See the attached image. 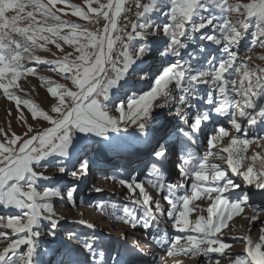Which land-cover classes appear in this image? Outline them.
<instances>
[{
  "label": "snow or ice",
  "instance_id": "1",
  "mask_svg": "<svg viewBox=\"0 0 264 264\" xmlns=\"http://www.w3.org/2000/svg\"><path fill=\"white\" fill-rule=\"evenodd\" d=\"M83 2L0 0V90L26 125L22 134L0 129V264H145L149 253L139 238L127 242L126 229L116 241L123 250L111 255L95 235L72 230L62 248L42 247L65 220L52 201L75 207L92 153L101 152L143 164V178L134 169L121 174L127 203L111 215L142 229L167 257L264 264V207L251 205L247 217L249 225L260 221L258 238L232 237L244 254L226 251L232 245L222 233L250 199L264 198V151L248 155L252 145L264 148V65L240 55L248 37L246 51L264 48V0ZM69 10L86 23L65 19ZM35 65L54 66L70 81L40 77L55 98L48 111L18 94L21 79L38 74ZM22 105L47 124L34 129ZM65 176L72 179L63 190L48 186ZM202 197L206 208L194 205ZM68 223L96 228L83 219Z\"/></svg>",
  "mask_w": 264,
  "mask_h": 264
},
{
  "label": "rangeland",
  "instance_id": "2",
  "mask_svg": "<svg viewBox=\"0 0 264 264\" xmlns=\"http://www.w3.org/2000/svg\"><path fill=\"white\" fill-rule=\"evenodd\" d=\"M70 2L77 3L83 7H86L83 0H70ZM243 2H246V0H243ZM64 18L71 19L74 22L86 23L84 21H81L77 17H71L70 10H69V16H66ZM250 40L251 37H248L245 39V41H242L240 55L251 56L252 60L250 61V63L252 64L264 65V60L259 59L260 56H264V48H260L257 46V47H252L251 51H246V49L249 47ZM49 47H52L53 50L55 51L54 46L49 45ZM65 47L67 48L68 46ZM38 54L48 59H56V57H53L51 56L50 53L44 51H41ZM29 66H32V64H30ZM35 66L37 68L38 74L34 76H29L27 78H22L20 83L23 91L18 92V94L21 95L23 99L32 100L34 103L39 105L42 110L48 111L50 106L55 102V98L51 97L50 93L47 91V81L42 80L40 77H46L48 78V80L59 83L70 84V81L63 80V78L60 75H58L55 71H52L51 69L54 66H49V65H35ZM21 110L24 112L25 117L28 120L29 124L33 125L34 129H39L43 125L47 124V122H43L42 125L40 121L38 120L34 121L31 118L30 112H28L25 106L22 105ZM9 111H11V115L8 114ZM18 117H19V112L16 109L14 102L7 100L3 96L2 90H0V129H4L6 132L9 133L15 131L17 134H22L26 130V125H24L23 122L20 121ZM209 131H211V127L209 128ZM259 134L264 135V133H259ZM201 139H203V137ZM253 146L255 145H252L249 148L248 155L253 154L252 153ZM196 150L202 152L203 146ZM254 151H264V148H257L255 146ZM92 157L95 163L91 166L90 174L88 175V177L84 178L78 184V191L76 194V206L72 207L71 204L66 200L60 201L58 199H54L52 201L53 206L57 212V215H63L65 217V220L61 221L63 228L59 230L58 237L55 241H53L50 236L42 237L43 248L52 251H54L57 248H62L63 242L66 239L67 231L72 230L77 232L81 236L95 235L96 237H98L101 246L102 247L107 246L106 251L108 255L113 254L114 250H121V251L123 250L121 248V244L116 243V241H118V238L120 236H115L113 231L103 230L102 228L99 227L100 224L107 227L111 226L112 224L122 225L120 222L115 220V218L111 215V213L115 209L120 208L124 204V202H121V200H119L117 197H122L124 199V197L128 195L127 189L124 186H121L118 183V180L119 178H121V174L123 178H127L133 169L140 172V177L138 178H143L146 169L144 168L143 164L135 162L137 158H133L134 162L131 165H129V159L126 157H122L120 155L108 156L103 152H101L99 156H97L96 153H92ZM112 175H116L117 179L113 180V179L105 178L106 176L110 177ZM71 179L72 178L68 176H65L63 179L54 178V182L52 184H49L48 186H56L59 187L61 190H63L66 186H69V182L71 181ZM147 186L148 185L146 184L145 186L146 189L149 191L150 194H152L155 190ZM95 188H101L103 189V191L96 192L94 190ZM111 188L114 189V191L120 190L121 193L118 196L113 193H110L109 189ZM157 195L158 193H155L153 195L154 198H157ZM159 197H160L159 199H161V203L166 204V202H164L162 199V194H159ZM101 203L104 205L102 209L98 207V205H100ZM198 203L199 201H194V205ZM254 204H259L262 207H264V198H261L259 196L253 197L251 199V202H249V206H244V211L241 212L240 214L238 215L234 214L233 219L228 222L229 225L228 228L222 230V233L225 238V242L232 245V248L227 249L226 251L234 252L236 254H244L243 242L238 240H231L229 237L230 236L242 237L246 235L249 224L247 222L241 224L240 218L242 217V215H244L245 211H249L250 213H253L251 205ZM113 206H115V209ZM198 214L199 212H193L192 214H190V219L194 220V216L196 218L197 217L196 215ZM81 219L87 220L90 223H94L96 225L95 231H93L92 229H88L85 226L79 225L78 223H68V221H79ZM259 226H261L260 222L257 226H255L253 232L250 233L254 239L258 238ZM48 230H49L48 228H45L44 229L45 233H47ZM169 231L170 234H174L172 233L173 230L171 228L169 229ZM158 250L163 251L164 256H166L167 259V255L164 249L159 248ZM48 258L49 257H45V259ZM185 258L186 256L184 257V259ZM175 259L176 257H173V260ZM173 260H170L171 264ZM162 261H163L162 259H159L156 264H165V261L164 262ZM221 264H228V261L221 258Z\"/></svg>",
  "mask_w": 264,
  "mask_h": 264
},
{
  "label": "bare ground",
  "instance_id": "3",
  "mask_svg": "<svg viewBox=\"0 0 264 264\" xmlns=\"http://www.w3.org/2000/svg\"><path fill=\"white\" fill-rule=\"evenodd\" d=\"M255 150V146H253V149H252V153H253V151ZM145 172V171H144ZM143 172V173H144ZM142 173V174H143ZM103 182V181H102ZM105 182V181H104ZM146 186V185H145ZM149 186V185H148ZM147 186V187H148ZM150 187V186H149ZM109 192L110 193H113V194H115V195H119L120 193H121V191L120 190H115L114 191V189H109ZM156 193V191H154L153 193H152V195H154ZM112 195V194H111ZM119 200H121V202H124V203H127V201L125 200V197H124V199L122 198V197H117ZM160 197H159V194L157 195V199H159ZM249 202H251V199H250V201ZM165 204V203H164ZM195 205H200L201 207H204V208H206V206H207V201H206V197H202V199L201 200H199V203L198 204H195ZM165 206H166V204H165ZM252 214H254V213H250L249 211H245L244 212V215H242V217L240 218V220H241V224H243L244 222H247L248 224H249V222H248V219H247V217H249L250 215H252ZM205 215H206V212H205ZM197 216V215H196ZM192 218V217H191ZM194 219H195V216H194ZM259 220L258 221H256V222H253V224H251V225H249V227H251V229H252V231L251 232H253V230L255 229V226H257L258 224H259ZM249 227H248V229H249ZM99 228H102L103 230H108V231H113L114 232V235L115 236H120L121 235V232H120V230L121 229H126L127 230V232L128 233H130V235H129V244H131L132 243V240L133 239H135V238H139L140 239V241H141V247H143L148 253H149V256L148 257H145L144 258V260H145V264H156L157 263V261L159 260V259H162L163 261L162 262H164L165 261V264H171V261L170 260H173V257H167V259H166V256H164V253H163V251H159L158 249V246H156V245H154L153 244V242L151 241V240H147L146 238H145V236H144V233H143V230L142 229H139V228H137V229H135V230H132V229H130V228H127V226H125V225H120V224H112L111 226H109V227H107V226H103V225H101L100 224V227ZM169 229H170V226H169ZM248 229H247V233L246 234H250L249 233V231H248ZM172 233H174V231H172ZM236 234V233H235ZM242 235V234H241ZM232 237H236V236H230L229 238L231 239V240H234V239H232ZM118 240H119V238H118ZM75 241H73V243H74ZM242 249V248H241ZM165 251V250H164ZM184 257L185 256H183V255H178V256H176V259L175 260H173V262L174 261H177L178 259H180V260H178V261H182L183 262V264H206V261L204 260V258L203 257H194V258H189V257H187L186 256V258L184 259ZM169 261H170V263H169ZM173 262H172V264H173Z\"/></svg>",
  "mask_w": 264,
  "mask_h": 264
}]
</instances>
